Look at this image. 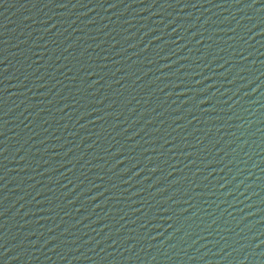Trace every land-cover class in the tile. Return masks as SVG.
<instances>
[{
    "label": "water",
    "instance_id": "obj_1",
    "mask_svg": "<svg viewBox=\"0 0 264 264\" xmlns=\"http://www.w3.org/2000/svg\"><path fill=\"white\" fill-rule=\"evenodd\" d=\"M0 264H264V0H0Z\"/></svg>",
    "mask_w": 264,
    "mask_h": 264
}]
</instances>
